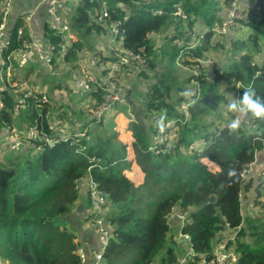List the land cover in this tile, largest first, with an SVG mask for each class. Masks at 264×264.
I'll return each mask as SVG.
<instances>
[{
  "label": "trees",
  "instance_id": "obj_1",
  "mask_svg": "<svg viewBox=\"0 0 264 264\" xmlns=\"http://www.w3.org/2000/svg\"><path fill=\"white\" fill-rule=\"evenodd\" d=\"M232 1L80 0L70 9L72 30L79 37L72 40L66 63H75L80 53L95 51L85 44H90V39L93 44L90 37L93 33H107V24L95 18L106 4L109 21L121 20V27L126 29L122 48L147 57L148 66L136 71L137 76H151L150 71L156 65L162 69L154 70L152 76L156 80L148 83L145 92L139 91L142 95L139 100L130 105L117 102L115 110L98 122L90 121L88 111L103 100L109 79H114L112 76L92 83V89L82 95L80 106L85 97H89L91 104L74 108L72 117L65 109L68 103H60L61 115L71 123L72 130L91 125L85 136H73L43 151L32 147L18 152L0 151V260L7 264H87L76 253L78 245L85 243L79 240V226L71 217L80 215L75 212L81 198L79 182L90 174L110 199L104 218L112 236L104 252V264H167L180 258L181 246L173 238L175 227L167 219L173 208L190 210L185 231L190 233L196 251L210 254L214 244L232 229L237 231L229 242L239 255L235 264H264V201L260 199V178L241 177L244 166L264 148V118L249 116L256 126L243 122L230 129L227 125L231 119L220 111L222 104L233 97L238 82L243 84L241 95L248 89L264 99V55L257 58L264 48V0H254V7L248 6L245 16L237 19L238 24L242 22L249 29L246 39L237 38L239 29L225 38L220 34L214 38L216 33L212 29L226 19L225 10L228 11ZM179 6L185 16L177 13ZM10 25L13 42L8 52L19 49L23 38L28 37L27 34L16 36L17 27L24 25L22 17ZM191 31L205 32L203 45L188 49ZM156 34L161 36V44L156 43ZM60 39L48 29L45 42ZM228 44L240 52H231L232 59L220 66L213 50ZM181 52L185 53L181 57L185 64L206 56L214 59L213 64L201 70L200 93L195 101L191 75L185 71L188 75L180 80L177 58ZM29 60L28 69L32 72L33 62L38 59L32 56ZM117 61L114 50L102 55V64ZM13 62L18 66L15 58ZM119 65L132 72L130 65ZM108 70L110 67L104 73ZM40 74L48 76L46 70ZM54 81L50 90L48 81L42 83L47 88L42 90L50 94L63 88L71 93L66 80ZM24 91L7 83L1 124H11L21 134L33 126L50 131L45 107H30L27 120L18 119L20 113L14 112V105L17 95ZM138 102L144 104L143 109L138 107ZM183 102H190V117L185 115ZM120 108L131 109L137 118L128 124L133 135L130 143L122 140L113 126ZM155 114L164 115L152 119ZM173 117L177 121L167 130H175L177 144L169 145L168 138L153 144L152 133L160 135L158 127ZM199 138L204 141L202 150L191 154L182 151ZM79 147L77 152L75 149ZM131 152L134 157L128 160ZM203 158L217 164V169L211 170ZM127 160L131 165L136 164L134 167L143 174L142 179L113 170L117 163ZM253 183L258 191L254 202L261 212L250 214L244 212L241 192ZM85 218L89 220L90 216ZM87 253L91 262L93 250L87 248Z\"/></svg>",
  "mask_w": 264,
  "mask_h": 264
},
{
  "label": "built area",
  "instance_id": "obj_2",
  "mask_svg": "<svg viewBox=\"0 0 264 264\" xmlns=\"http://www.w3.org/2000/svg\"><path fill=\"white\" fill-rule=\"evenodd\" d=\"M71 1L74 2L76 0H40V3L48 4L47 11L49 14V29L53 30L56 35L61 37L60 41L55 42L48 40L46 42H41L34 39L31 21L33 19V15L36 12V8H33L30 12H25V14L22 16L24 25H20L16 29V36L18 38H21L24 34H27L28 37L23 38L21 47L19 49L8 52L13 42V37L11 36L10 31V19L14 0H3V4L0 7V72L2 71V75L0 74L1 153L18 152L25 148L28 150L30 147L34 148L36 151H43L47 146L54 147L60 141H67L73 136H85L92 128L91 125L88 124L81 130H72V127H69V122L64 120L63 116L61 115V110L54 108L56 102H58V104L62 102L61 98L58 99L54 93L48 94L46 91L38 90L36 88H34V90L22 82H20L21 85H19L20 83H14L13 80H10L11 78L7 76V71L8 74H10L9 70L10 68L13 69L15 64V62H13L14 58L20 67L25 65L28 66L30 61L29 59L31 58L29 53H31L32 56H35L39 62H41L46 67L47 74L51 75L52 78H54V76H59V78L67 77V79L73 80V76L70 75L73 74L75 83L74 91L76 93L82 92L81 94H85L87 91L92 89V83L96 82L97 78L95 74L88 69L86 62L83 59H80L77 62L78 70H74L66 63V58L70 52L71 43L73 40V38H71L73 30L71 21L63 13H61V7H66V4ZM254 4V0H233L229 6L228 16L226 19H224L218 26H214L212 30L220 35L237 31V19L243 18L245 16L246 8L248 6L254 7ZM178 12L185 16V13L180 6L178 7L177 13ZM95 18L99 23L107 24V28L110 32L112 50H114L115 54L118 56L117 64L130 65L131 68H133L132 71H140L148 66V60L145 55L141 54L140 52H134L127 48H122L124 39L126 37V29L121 27V20L116 19L109 21L110 12L106 4H104L102 8H100V10L95 14ZM15 22L16 21L12 23ZM190 34L192 37H194L191 39L188 49L196 48L198 45H203L205 32L191 31ZM187 51H185V53H188ZM185 53L181 52L177 60H181V57H183ZM92 60V63L98 62V64H100V61L102 63V56L100 55V58L94 56ZM213 63L214 59L211 56L198 58L196 61L189 63L194 65L191 79H195V82H192V85L195 87L192 91L195 92L196 95L193 101L198 99V94L200 93V88L198 92L196 91L197 86L200 87V71ZM75 75L77 79H75ZM7 83L16 86L17 88H24L25 90L22 94L17 95L14 105V112L16 114L20 113L23 108L28 110L30 107H45L46 116L49 119L50 131H47L44 128L38 129L36 126H33L30 127L26 133L21 134L19 130L13 125L1 124V112L5 108L3 91L6 88ZM107 85L108 87L106 88V93L103 100L96 106L91 107L88 111L90 121L98 122L106 113H108L112 107L117 104V102L121 103L119 102L120 95L115 94V91L112 89L114 86L111 87V85H114L112 84V81L110 80ZM242 87L243 84L241 82L236 83L234 87V95L231 99H238L239 96H241ZM228 102L229 101H226L225 108ZM183 103L185 104H182V108L185 111V115L189 117L190 102ZM112 104L115 105L112 106ZM52 108L55 109V111H52ZM249 116L251 115L243 116L238 113L235 119L240 120V124L245 122L251 127L256 126L255 123H253L252 118H248ZM176 121L177 119L173 121V124ZM162 124L164 125L161 126L162 130L160 129V136L161 133L164 132L165 129L167 130V128L170 126L169 121H164ZM160 136L159 141H161ZM157 142L158 140H156V143ZM26 145L27 147H25ZM153 147H155V145H153ZM255 168L259 170L260 183L263 187L264 148L258 152L257 158L255 160L247 163L244 166V168L241 170V177L245 180L250 175L252 169ZM87 176L88 183L86 190L91 203V211L89 216L94 224V230L99 237V244L93 251L91 262L89 261L87 248L84 244L78 245L76 253L84 263L104 264V252L112 236L111 228L104 218L106 210L109 207L110 199L109 194L99 187L97 182L93 180L92 176L90 174ZM81 179L84 180L83 177ZM189 215L190 210L182 211L179 208H173V210L167 215V219L175 227V234L173 238L181 246L180 258L172 263L168 262L167 264H235L239 259V255L234 250V248L229 246V242L231 239L235 238L237 231L233 232L232 229L229 230L227 232L228 237L225 236L224 238L217 241L214 244L210 254L200 253L195 250L190 233L185 231V227L190 222ZM79 240H81L80 237ZM76 241L78 242V238Z\"/></svg>",
  "mask_w": 264,
  "mask_h": 264
},
{
  "label": "rangeland",
  "instance_id": "obj_3",
  "mask_svg": "<svg viewBox=\"0 0 264 264\" xmlns=\"http://www.w3.org/2000/svg\"><path fill=\"white\" fill-rule=\"evenodd\" d=\"M149 1V0H148ZM136 3L140 4L141 1H136ZM3 4V0H0V7L1 5ZM244 8H245V5H244ZM226 9V8H225ZM226 12L228 11L225 10ZM178 14H182V13H179ZM225 16V14L223 15V17ZM228 16V14H227ZM239 16V15H238ZM201 21L198 20V22L196 24H200ZM236 26H238V32H237V38H243V39H246V36L248 34V27L245 26L242 22L240 24L236 23ZM205 27H209V26H205ZM208 29V28H207ZM192 32H197V31H192ZM204 32V31H203ZM216 33V32H215ZM228 34L230 33H225L224 37L225 38ZM234 36V34H231ZM95 36L96 34L93 33L92 36H90L91 38H93V41L95 40ZM78 38L79 36L76 34V32L74 31L72 33V37L71 38ZM156 37V43L157 44H161V42L163 41L161 39V36L159 35H155ZM194 37V36H193ZM192 37V38H193ZM214 38H219V35L216 33L215 34V37ZM221 38V37H220ZM75 40V39H74ZM90 44H85V46L88 48L90 46H92L95 50H97L95 48V46H97L95 43L92 44V39H90ZM94 45V46H93ZM114 45V44H113ZM92 50V49H91ZM111 51L112 48H111ZM214 53L216 54V58H217V61L218 62L217 64H219L220 66H223L224 65V61L227 60V61H230L232 59V56H231V52L237 54L240 52V49H232V44L227 47H221V48H217V50H213ZM95 51L92 50L88 53H86L85 55V62L88 66V69L95 74L97 80H106V77L109 78V76H112V78L114 79H109L112 81V84L114 85H111L114 86L112 89L115 91V94H118L120 95V98H119V102L123 103L124 105H130L131 103L139 100V98L142 97V95L140 94V90H142L143 92H145V89L147 88L148 86V83L150 82H153L156 80L155 77H153V72L154 70H161L162 69V66L161 65H156L153 69H151L150 71V75L149 77L147 78H140L139 76H137L136 74V71H127V69H123L121 68V66L117 63H108V64H102L101 61H100V64H98V62L96 63H92V59L94 56H96L97 58H100V55L102 56L101 53H94ZM104 52H107V51H104ZM264 55V48L263 50H261V52L257 55V58L260 59L261 56ZM18 57V56H16ZM79 61V60H77ZM76 61V62H77ZM76 62L75 63H72V62H69L67 63L69 66H71L74 70H78V67L76 65ZM177 65L180 67L179 70V74H180V80H182V78L185 77V75L187 76L188 74L191 75L192 74V71L194 69V65H191V64H185L182 60H179ZM37 67H40V64L39 66ZM110 67V70H108L109 72L107 74L104 73L105 69L106 68H109ZM9 70V69H8ZM133 70V68H132ZM188 73H186V72ZM38 72L40 73L41 70L40 69H35L34 71L30 72L28 67L25 65V66H22L20 67L19 65L17 66L16 64H14L13 66V69L10 68L9 70V73L8 74V71H7V76H9V78H11L10 80H13L14 83H24L26 86H30L32 89L36 88L38 90H40L39 88L42 86V83H45V82H49V85H48V90L51 89L50 85H53L54 84V80L52 79V76L47 74L48 76H43L41 74V78L38 79V86L37 87H33L32 85H29V81H35L37 77V74ZM201 72V71H200ZM132 73V74H131ZM0 74L2 75V71L0 72ZM73 76V80L72 79H67V77H63V78H59L57 79L56 81H64V79H66V83L68 84V86L71 87V93L69 92H65L63 88H60V89H56V91H50V93H54L56 95V97H58V99H62V102L61 104H64V103H68V108H65L63 105V107L69 111L71 113V111L74 110V108H78L79 107H84V104H91V102L88 101V98L89 97H85V102L84 104H81V101H82V95L81 94L82 92H78L76 93L74 91V75L73 74H70ZM6 77V76H5ZM75 79L76 78V75H75ZM179 79V78H178ZM191 84L192 82L194 83L195 82V79H191ZM223 82H226V79L223 78ZM109 83V82H108ZM58 84V83H57ZM21 85V83L19 84ZM46 88V89H47ZM195 88V87H194ZM194 88L192 90H194ZM200 87L197 86V89L196 91L198 92ZM35 90V89H34ZM67 93V94H66ZM84 96V95H83ZM86 96V95H85ZM182 104H185V103H182ZM115 105V104H112V106ZM116 106V105H115ZM115 106L112 107L108 113H106L108 116L111 112H113V110H115ZM183 106V105H182ZM138 107L140 108H144V104L143 103H139L138 102ZM54 108L55 109H59V104L58 102L55 103L54 105ZM225 108V103L222 104V107H221V112L224 113L225 115V112L224 109ZM66 111V112H67ZM235 113V114H234ZM74 112L71 113V117L73 116ZM164 114L160 115V114H155V115H152V119L156 118V119H159V117H162ZM238 115L237 112H229L227 113V115H225V117H227L228 119H235L236 116ZM27 116H28V111L26 108H23L21 111H20V114L17 115L18 119L20 120H27ZM115 123H114V129L119 132V135L121 137L122 140L126 141V142H132L133 140V135H132V132L131 130L128 128V124L134 120H137V118L135 117V113H133V111L129 108H127V110H123V109H119L117 110V113L115 115ZM190 117V115H189ZM175 120V118H171L169 120H165L166 121H169L170 123V127H172L173 125V121ZM150 122H153L151 119H149ZM73 122V121H72ZM71 124V123H70ZM148 126L151 125V123H147ZM152 126V125H151ZM162 125H160V128L162 130ZM86 127V126H85ZM84 127V128H85ZM154 127H156V123H154ZM17 128V127H16ZM108 130V126L106 128V131ZM160 130V131H161ZM164 130V129H163ZM85 131V129H84ZM174 129L173 130H166L164 132L161 133V136L160 135H156L154 133H152V140H153V144L156 143V140H158V142H160L159 140V136L161 137V141H164L166 140V138H168L169 140H171V143L169 145L171 146H174L177 144V141H176V136L174 138L173 134H174ZM151 133V132H149ZM204 147V141L200 140V138L196 141L193 142V144H191L188 148H182L184 151V153H194L195 150L197 151H200L202 150V148ZM77 152H80V147L75 149ZM157 152V151H156ZM134 157V155L130 154V159H132ZM5 158V157H4ZM122 161V162H119L117 163L116 167L113 169L115 172H117L118 174H122V173H127L128 175L130 176H133V175H137L138 177H140L141 179L143 178V174L139 173L138 172V169L134 166H136V164H133L131 165V163H129V161ZM203 160L206 162V164L208 165V167L211 169V170H215L217 169V164L211 162L210 160H208L207 158H203ZM105 170V168H104ZM83 179H81V181L79 182V190L81 192V198H80V201L78 202L77 204V207H76V211L78 214L80 213L79 217L77 214H73L71 219L79 226V230H78V236L80 237L81 235L83 234H86L88 235L90 232L88 230L87 227H85L84 225L87 224L88 226H90L89 228L93 230L94 228V224L92 222V220H88L86 219L85 217H87L91 211L90 209V206H91V203L88 201V193H87V190H86V187H87V183H88V176H84ZM262 190V196H264V186L261 188ZM258 193V191H256ZM256 194V193H254ZM247 196L245 194H243V198H246ZM264 200V199H263ZM85 203V205H84ZM80 204H83V209L81 211L78 210V206ZM87 205V207H86ZM255 213H259L261 212V210H257V211H253ZM89 218V217H88ZM0 264H7V262L3 259L0 260Z\"/></svg>",
  "mask_w": 264,
  "mask_h": 264
},
{
  "label": "crops",
  "instance_id": "obj_4",
  "mask_svg": "<svg viewBox=\"0 0 264 264\" xmlns=\"http://www.w3.org/2000/svg\"><path fill=\"white\" fill-rule=\"evenodd\" d=\"M79 1L80 0L74 1L72 6H69L70 2H68L66 4V7H64V6L61 7V13H63L70 20V18H69V14L71 13L70 9ZM47 6H48L47 3H40V0H14L10 23L19 19V17H22L25 14V12H30L33 8H36V12L33 15V19L31 21V28H32V32H33V37L35 40L45 42V36L47 35V31L49 29V24H48L49 14L47 11ZM46 23H47V25H46ZM46 26H48V28ZM74 39L76 40L77 38L75 37V38H73V40ZM94 43L97 45V46H95V48L97 49V50H95L96 52L101 53L102 55H106V54L110 53L111 48H112V43H111L109 30H107V33H106V31L97 33L95 36V40H94L93 44ZM104 51H107V52H104ZM30 56L32 57V54ZM79 56H80L79 60L83 59L85 61V58H86L85 54L80 53ZM33 63H34V66H33L34 69L32 71H34L35 69H40L41 71L46 70V67L41 62L34 61ZM39 64H40V67H37V66H39ZM37 77L38 78H36V80L34 81L35 84L34 85L29 84V85L37 87L38 86V79L41 78V74L39 72L37 74ZM42 88L46 89V87H44L43 85L39 89L42 90ZM252 176H257L259 179V170L256 168L252 169L248 178H250V177L252 178ZM254 193L258 194L255 191L254 183L252 186L250 184V185L245 186L243 188V190L241 192V201H242L244 212H248L250 214H253V213H255L253 211L261 210V208L258 207L256 205V203L254 202V196L256 195ZM243 194H245L247 197L243 198ZM260 199H262V200L264 199V196H262V191H261V198ZM84 205H85V203H84ZM86 207H87V205H86ZM84 226L88 228L90 233L88 235L83 234L80 236V238L85 243V246H87V248L90 251H92V250L94 251L96 246H98V244H99V237H98L96 231L94 230V228H93V230L90 229L89 228L90 226H88L87 224H85Z\"/></svg>",
  "mask_w": 264,
  "mask_h": 264
},
{
  "label": "clouds",
  "instance_id": "obj_5",
  "mask_svg": "<svg viewBox=\"0 0 264 264\" xmlns=\"http://www.w3.org/2000/svg\"><path fill=\"white\" fill-rule=\"evenodd\" d=\"M229 112H237L243 116L251 115L257 118H264V99L259 98L251 90L245 89L238 99H231L227 103L225 115ZM240 120L233 119L228 123L230 129H235Z\"/></svg>",
  "mask_w": 264,
  "mask_h": 264
},
{
  "label": "water",
  "instance_id": "obj_6",
  "mask_svg": "<svg viewBox=\"0 0 264 264\" xmlns=\"http://www.w3.org/2000/svg\"><path fill=\"white\" fill-rule=\"evenodd\" d=\"M72 5H73V2L71 1V2L69 3V6H72ZM30 55H31V53H29V56H30ZM213 199H214V197L211 198V200H213ZM83 207H84L83 204H80V205L78 206V210L81 211V210L83 209Z\"/></svg>",
  "mask_w": 264,
  "mask_h": 264
}]
</instances>
